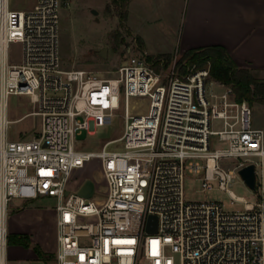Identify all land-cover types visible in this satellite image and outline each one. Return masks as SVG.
<instances>
[{
    "label": "built area",
    "instance_id": "obj_1",
    "mask_svg": "<svg viewBox=\"0 0 264 264\" xmlns=\"http://www.w3.org/2000/svg\"><path fill=\"white\" fill-rule=\"evenodd\" d=\"M62 3L35 0L21 9L0 0V264H7L9 204L46 197L56 201L58 264H264V128L254 126L251 103L212 79L210 68L185 73L178 52L153 56L137 37L118 68L107 71L117 76L64 68ZM13 43L22 45L20 62L10 61ZM209 79L223 92L209 97ZM10 95L29 97L34 109L18 120L40 115L38 135L9 136ZM122 107L120 137L100 151L75 148L77 133L110 124ZM216 119L223 129H214ZM114 142L124 148L108 150ZM228 157L243 158L237 170L220 166ZM93 158L101 161L107 184L101 206L93 200L96 189L87 198L69 188ZM195 158L205 163L190 161L189 169H205V188L218 178L244 210L186 200V161ZM249 164L259 180L257 202L230 189ZM151 215L156 232L148 229Z\"/></svg>",
    "mask_w": 264,
    "mask_h": 264
},
{
    "label": "rangeland",
    "instance_id": "obj_2",
    "mask_svg": "<svg viewBox=\"0 0 264 264\" xmlns=\"http://www.w3.org/2000/svg\"><path fill=\"white\" fill-rule=\"evenodd\" d=\"M11 6L14 8L28 9L33 6L34 0H10ZM96 9L98 14H94ZM125 7L113 3L112 0H63L60 10L61 20V53L63 58V66L67 69H85L94 71L99 77H114L116 73L107 72L108 70H116L120 59L124 57L126 45L133 37L126 31L125 23L121 20V14ZM107 46L108 57L103 58L98 51ZM185 53V52H184ZM184 53H179V59ZM22 59V45L13 43L10 46V61L20 62ZM190 68V69H189ZM209 68V66L204 67ZM202 69L196 64L189 65L185 69V73ZM224 90L223 87L216 86L212 79L207 84V93L210 97L212 93L220 94ZM213 99V98H212ZM254 110L253 124L256 127L264 128V104L258 101L251 103ZM34 108L30 103L28 96L10 95L8 97V116L12 120L9 127V136L12 139H29L38 135L42 117L40 115H27L18 120L26 113ZM214 129H223L225 124L222 120L216 119L213 122ZM125 128L124 107L117 110L113 115L112 122L90 133L83 130L74 137L75 148L81 151H100L103 145L111 139L118 138L122 135ZM218 145H215L216 148ZM220 147V146H218ZM121 142L110 143L108 150H122ZM199 162L204 164L205 160L201 158L189 159L186 161V177H185V198L187 201L196 200H218L224 204L228 211H238L245 209V203L235 200L229 193L220 188L218 178L209 179L208 183L211 188H205V169L199 172L190 171L189 162ZM243 161L233 157L222 158L220 166L224 169L237 170L236 167ZM91 177L96 183V193L93 197L94 202L101 206L104 204L107 196V184L101 161L93 158L87 162L86 167L80 175H74L69 183L72 191L78 189L85 177ZM259 180L257 179L256 188L250 187L238 172L234 183L230 189L237 196H242L249 202H257L259 200ZM55 199L46 197L34 201L25 202L21 199H14L9 204L8 214V230L9 242L8 247L22 246L25 248L33 247L39 255L42 253L50 257L53 255L52 247L56 239V228L53 221V208ZM25 209V210H24ZM55 209V208H54ZM24 210L20 217L16 214ZM56 210V209H55ZM15 225H21L23 229L31 231L33 236L42 232L47 238L43 245L34 241L28 233L13 232ZM22 237H19V236ZM27 235L28 246L23 245L19 238ZM7 264H58L53 260H18L7 253Z\"/></svg>",
    "mask_w": 264,
    "mask_h": 264
},
{
    "label": "crops",
    "instance_id": "obj_3",
    "mask_svg": "<svg viewBox=\"0 0 264 264\" xmlns=\"http://www.w3.org/2000/svg\"><path fill=\"white\" fill-rule=\"evenodd\" d=\"M123 22L126 31L137 37L153 56H171L175 52L221 45L239 67L250 69L257 78L264 80V0H129ZM83 169L74 175H80ZM88 178L91 177H85L79 187ZM54 208L53 255L40 257L33 247L22 246L8 247L7 253L9 251L18 260L51 259L56 262L58 215ZM24 210L16 214L17 217ZM12 231L28 233L34 241L46 243L42 232L34 237L21 225H15Z\"/></svg>",
    "mask_w": 264,
    "mask_h": 264
},
{
    "label": "trees",
    "instance_id": "obj_4",
    "mask_svg": "<svg viewBox=\"0 0 264 264\" xmlns=\"http://www.w3.org/2000/svg\"><path fill=\"white\" fill-rule=\"evenodd\" d=\"M112 1L125 7L124 12L121 14V20L124 21L129 0ZM180 64L183 71L187 66L193 64H196L199 68L209 66L212 79L230 84L234 89L237 100H247L250 103L258 101L264 104V80L257 78L250 69L239 67L224 46L211 45L187 50L181 58ZM19 239H21L19 241L23 245L28 246L27 235H23V238ZM39 256L42 257L43 254L39 253Z\"/></svg>",
    "mask_w": 264,
    "mask_h": 264
},
{
    "label": "water",
    "instance_id": "obj_5",
    "mask_svg": "<svg viewBox=\"0 0 264 264\" xmlns=\"http://www.w3.org/2000/svg\"><path fill=\"white\" fill-rule=\"evenodd\" d=\"M94 14H98V11L96 9L93 10ZM108 50L109 48L105 46L101 50L98 51V54L103 57H108ZM240 174L242 175L243 179L246 181V183L255 189L256 187V174H255V166L253 164H249L245 167H243L240 170ZM96 189V183L93 179L88 178L86 179L83 184L78 189V194L87 198L93 197ZM68 193V192H67ZM148 229L151 232L157 231V216L151 215L149 219V225Z\"/></svg>",
    "mask_w": 264,
    "mask_h": 264
}]
</instances>
